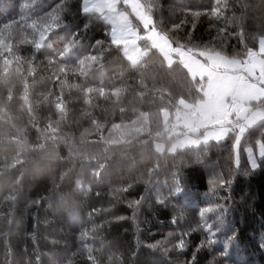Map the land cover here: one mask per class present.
I'll use <instances>...</instances> for the list:
<instances>
[{"label":"trees","instance_id":"16d2710c","mask_svg":"<svg viewBox=\"0 0 264 264\" xmlns=\"http://www.w3.org/2000/svg\"><path fill=\"white\" fill-rule=\"evenodd\" d=\"M83 1L0 0V264H264V123L158 153L202 82L148 40L132 63ZM139 1L185 51L264 38V0Z\"/></svg>","mask_w":264,"mask_h":264},{"label":"snow or ice","instance_id":"6c2138e0","mask_svg":"<svg viewBox=\"0 0 264 264\" xmlns=\"http://www.w3.org/2000/svg\"><path fill=\"white\" fill-rule=\"evenodd\" d=\"M219 13V8L211 10L212 16H218ZM150 25H153V21L151 19L146 20L145 28H149ZM156 37L162 41L156 46L161 48L167 46L173 53L187 57L191 63L185 66L189 67L201 80H207L209 116L214 117L215 129L206 134L203 142L216 141L219 143L228 138L230 134H234L235 143L233 147L238 150L245 132L257 123H264V105H261V102H264V39L259 41L258 50H248L245 53V59L241 60L236 57L224 56L208 46H205L204 49L196 47L187 51L183 50L182 47H173L165 37H160L154 29L147 38L154 39ZM192 51L197 52L208 63L203 64L198 60H192L189 56ZM236 72H239V75L232 74ZM229 98L231 103H229ZM253 102L261 105L259 109L251 107ZM250 114H252L251 118H249ZM241 120L246 121V123L241 124ZM193 143H200V141H193ZM260 155L264 157V143L260 144ZM236 162L239 163L238 155ZM251 167L253 170L258 167L256 160L251 161ZM231 182V180L221 181V184L230 185ZM209 210L205 209V211ZM177 247L182 249L184 240H180ZM225 249H227V245H225ZM225 255H227V250H225Z\"/></svg>","mask_w":264,"mask_h":264},{"label":"rangeland","instance_id":"374dc122","mask_svg":"<svg viewBox=\"0 0 264 264\" xmlns=\"http://www.w3.org/2000/svg\"><path fill=\"white\" fill-rule=\"evenodd\" d=\"M83 2L84 12L99 14L100 17L111 26L113 41L116 44L124 45L125 54L132 63L137 64L146 55L147 50L140 46V41L147 39L146 34L150 29L145 28V22L149 18L145 14V9L139 0H84ZM122 2H124V5L129 8V11L120 8ZM132 16H134L138 23L133 21ZM135 24L143 28L146 32L139 34L140 27L137 28ZM151 40L152 46L155 48H159L156 44L162 43L158 37ZM168 43L170 44V42ZM160 51H162L168 65H173L172 63L175 61V53H173L167 46L161 48ZM214 129L215 126L211 130ZM167 131H169V128ZM193 133L194 134L187 136L179 127H173V129H170L169 131L168 138H176L170 143L157 142L155 144V149L158 153L166 151L175 154L186 149L195 148L196 143H193V141H195L196 138L202 137V130H197ZM259 156L262 157L260 155V149ZM253 159L256 160L254 155L251 154L250 162Z\"/></svg>","mask_w":264,"mask_h":264},{"label":"crops","instance_id":"0c3cea01","mask_svg":"<svg viewBox=\"0 0 264 264\" xmlns=\"http://www.w3.org/2000/svg\"><path fill=\"white\" fill-rule=\"evenodd\" d=\"M149 29L150 30L146 34L147 37L150 35L151 31L153 30V29H151V25L149 26ZM160 37H162V36H160ZM262 39H264V38H262ZM146 40H148L150 45L152 46V40L148 39V38ZM153 48H155V47H153ZM156 49L160 51L161 47L156 48ZM160 52L162 53V51H160ZM175 55L179 58V60L183 63L184 66L186 64H190L191 63V61H189L187 57H181L177 53H175ZM189 56H191L192 60H198V61H200L203 64H207L208 63V61L205 58L200 57L198 54L189 53ZM175 61H176V57H175ZM186 68L188 69L189 74L191 75V77L194 80L197 79L199 81H202L204 100H202V101H200L198 103H195V104L188 103V102H186L184 100H181L179 102V105H180L181 109L179 110V112L177 113L176 117L174 118V122L171 125L172 128H169V129L172 130L173 127L174 128L175 127H179L181 130H183L185 132V134L187 136L194 134L193 132H196L197 130H202V137L195 139V141H200V143H196L195 144V148H197V147H200L202 145L210 144V143H204L203 141H204V137L206 136V134L211 132V131H213L211 129L215 126L214 123H213L214 117H210L209 116L210 108H209V99H208V96H207V91H208L207 80L206 79L205 80H201L197 75H195L193 73V71H191L189 69V67H186ZM232 74L233 75H239V72L232 73ZM230 102H231V99L229 98V103ZM254 103L255 102H253L252 105ZM252 105H251V107H252ZM251 115L252 114H250L249 118H251ZM240 123L243 124V123H246V121L241 120ZM259 124H261V123H257L253 127L258 126ZM253 127H251V128H253ZM251 128H249V129H251ZM247 131L245 132V134L247 133ZM244 135L242 136V138L244 137ZM242 138H241V140H242ZM223 141H225V140H223ZM223 141H221V142H223ZM209 142L217 143L216 141H209Z\"/></svg>","mask_w":264,"mask_h":264},{"label":"built area","instance_id":"2783aa9c","mask_svg":"<svg viewBox=\"0 0 264 264\" xmlns=\"http://www.w3.org/2000/svg\"><path fill=\"white\" fill-rule=\"evenodd\" d=\"M231 103V102H230Z\"/></svg>","mask_w":264,"mask_h":264}]
</instances>
